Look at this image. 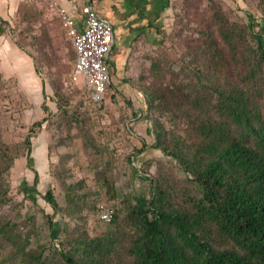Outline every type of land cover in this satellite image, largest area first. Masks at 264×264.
<instances>
[{"label": "rangeland", "instance_id": "1", "mask_svg": "<svg viewBox=\"0 0 264 264\" xmlns=\"http://www.w3.org/2000/svg\"><path fill=\"white\" fill-rule=\"evenodd\" d=\"M210 2L231 20L247 23L249 13L263 23L255 0H168L154 29L132 33L122 67L102 101L92 104L74 72L71 40L53 2L9 0L0 32V140L15 158L5 174L9 203L1 213L30 236L29 248L42 252L46 262L58 261L55 248L63 241L67 247L70 231L83 228L97 236L116 227L126 236L132 232L127 213L138 200L145 204L149 198L143 173L137 172L129 183L128 160L134 156V164H145L153 176L162 174L181 192L199 194L190 176L156 152L146 149L137 155L144 137L150 148L153 138L147 132L152 125L140 118L137 101L133 107L126 101L138 99L130 85L139 89L141 100L143 87L149 85L161 87L171 98L172 79L189 92L196 80L189 45L197 24L209 19ZM53 84L61 86L66 112L58 108ZM154 114L159 112H150ZM49 189L58 204L56 214L44 200ZM106 210L108 221L101 218ZM0 264H17L8 244L0 248Z\"/></svg>", "mask_w": 264, "mask_h": 264}, {"label": "trees", "instance_id": "2", "mask_svg": "<svg viewBox=\"0 0 264 264\" xmlns=\"http://www.w3.org/2000/svg\"><path fill=\"white\" fill-rule=\"evenodd\" d=\"M210 3L209 19L197 24L189 45L196 77L189 92L172 79L171 98L161 87L149 85L143 87L141 100L139 89L130 85L138 99L126 101L132 107L137 101L140 118L152 125L147 135L153 142L147 148L144 137L137 155L146 149L156 152L190 176L199 194L181 192L162 174L153 176L145 164H134V156L128 160L129 183L132 186L137 172L143 173L149 198L129 209L132 232L126 236L116 227L97 236L83 228L70 231L67 247L63 241L55 248L58 261L48 263L42 252L29 248L30 236L1 213L9 203L5 174L15 157L0 140V248L8 244L14 262L264 264V32L260 30L264 29V0H255L261 24L249 13L247 23L231 20L221 7ZM5 23L0 16V32ZM114 70L116 75L118 69ZM112 75L111 71L110 81ZM53 90L58 108L66 112L61 86L53 84ZM156 111L159 114L150 115ZM29 155L28 149L27 159ZM35 178L34 185L36 173ZM44 200L56 214L58 204L51 189ZM112 219L115 224L116 217Z\"/></svg>", "mask_w": 264, "mask_h": 264}, {"label": "built area", "instance_id": "3", "mask_svg": "<svg viewBox=\"0 0 264 264\" xmlns=\"http://www.w3.org/2000/svg\"><path fill=\"white\" fill-rule=\"evenodd\" d=\"M57 13L71 40L75 56L74 72L82 78L89 102L99 104L110 84L108 57L114 43L113 25L100 17L91 4L81 8L83 19L80 28L65 8L57 7ZM101 218L108 221L111 214L106 210Z\"/></svg>", "mask_w": 264, "mask_h": 264}, {"label": "crops", "instance_id": "4", "mask_svg": "<svg viewBox=\"0 0 264 264\" xmlns=\"http://www.w3.org/2000/svg\"><path fill=\"white\" fill-rule=\"evenodd\" d=\"M51 1L53 2V4H56V9L57 7L65 8L67 12L75 19L79 28L82 26L81 21L83 19V16L81 14V8L86 4H91L100 17L105 18L112 23L114 28V43L108 57V65L110 74L112 71L114 72L115 76L114 69H119L122 67L121 62L124 60V57L128 52L130 40L129 38L132 33L134 31H150V29H154L153 23L154 21L159 19L161 10L166 9L168 0ZM8 2L9 0H0L1 17H4L3 14L6 13V7ZM114 76L112 75V77Z\"/></svg>", "mask_w": 264, "mask_h": 264}]
</instances>
